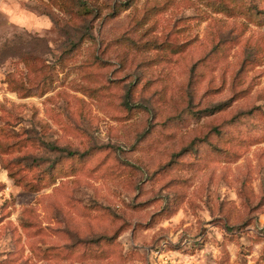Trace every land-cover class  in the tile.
<instances>
[{
	"label": "rangeland",
	"instance_id": "1",
	"mask_svg": "<svg viewBox=\"0 0 264 264\" xmlns=\"http://www.w3.org/2000/svg\"><path fill=\"white\" fill-rule=\"evenodd\" d=\"M156 262L264 264V0H0V264Z\"/></svg>",
	"mask_w": 264,
	"mask_h": 264
},
{
	"label": "trees",
	"instance_id": "2",
	"mask_svg": "<svg viewBox=\"0 0 264 264\" xmlns=\"http://www.w3.org/2000/svg\"><path fill=\"white\" fill-rule=\"evenodd\" d=\"M30 57H31V56H28V58H30ZM71 154H72V152H71V151H69V152H68V155H71Z\"/></svg>",
	"mask_w": 264,
	"mask_h": 264
},
{
	"label": "built area",
	"instance_id": "3",
	"mask_svg": "<svg viewBox=\"0 0 264 264\" xmlns=\"http://www.w3.org/2000/svg\"><path fill=\"white\" fill-rule=\"evenodd\" d=\"M155 264H161V263H159V262H156Z\"/></svg>",
	"mask_w": 264,
	"mask_h": 264
}]
</instances>
